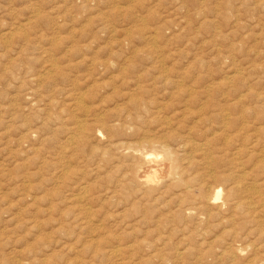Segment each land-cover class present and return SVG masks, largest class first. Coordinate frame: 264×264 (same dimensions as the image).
<instances>
[{
    "label": "rangeland",
    "instance_id": "obj_1",
    "mask_svg": "<svg viewBox=\"0 0 264 264\" xmlns=\"http://www.w3.org/2000/svg\"><path fill=\"white\" fill-rule=\"evenodd\" d=\"M263 143L264 0H0V264L264 261L262 220L184 192L264 196Z\"/></svg>",
    "mask_w": 264,
    "mask_h": 264
},
{
    "label": "bare ground",
    "instance_id": "obj_2",
    "mask_svg": "<svg viewBox=\"0 0 264 264\" xmlns=\"http://www.w3.org/2000/svg\"><path fill=\"white\" fill-rule=\"evenodd\" d=\"M97 121H99V119ZM87 127H88L87 123L86 122H82V120H81L80 123H76L75 124V127L72 128V129L74 131H76L77 133L79 132V133H81V135L85 136L87 134V130H88ZM72 136H74V135H72ZM71 138H73V137H71ZM159 139H161V138H159ZM159 139L158 140L157 139L154 140V139H145L144 138V140H141L140 142H138L139 144H137V145L147 146L149 148H156V149H158V150H160L162 152H165V154L171 156L172 155L171 149L166 146L167 144H164L165 142L164 143L162 142L164 139L162 141L159 140ZM69 144H70V141H69ZM262 147H264V146H262ZM137 150H139V148ZM199 150H202V149H199ZM121 152H122V149H121ZM140 152H141V150H140ZM204 157H205V154H204ZM207 159H208V156H207ZM144 160H145L144 163L148 164V167L142 166V163H141L140 166L138 165V168H135V167H133L131 165L129 166V170L131 172L135 171L134 172L135 173V177L140 182L147 181V178L149 177V175L147 174L149 172L148 171L149 168H155V170L156 169H158V170L161 169V171H164V172L167 173V172H170L169 169L173 167V165H170V163H172L173 161H175V160L171 159V161L172 160L173 161L172 162L168 161L170 163H167L166 159L165 160L163 159L164 161L161 160L159 162V161L155 160L150 155V153H144ZM140 162H141V160H140ZM164 168H165V170H164ZM158 170L156 172H158ZM172 170H173V168H172ZM130 171H129V173L131 175V172ZM127 174H128V172H127ZM174 174L180 176L181 173L175 172ZM174 174H172L171 176H173ZM171 176H170V178H171ZM121 177L122 176H120V178ZM124 177H125V175H124ZM131 177L132 176H130V178ZM210 177H211V175H210ZM213 177L214 178L212 180H213V183L214 184L213 185L206 186V188L203 187L204 186L203 183H194V184H191V185L189 184L188 186H186L185 183H183L185 185V191H184L185 194H188V195L193 194L192 192L195 189H197V191H198V196L197 197H194L195 206L193 207V209L195 211H197L199 214L206 215L209 219L211 217H213V216H216V217L219 218V216H220L221 213H223V214L224 213H228V214H225L226 216L230 217L228 221L232 222L233 223V226L235 225L236 228L238 227L237 225H238L239 222H240V224H239V226H240L242 223H244L247 220L252 221V222H257L259 220H262V222L264 223V196H236V192L238 191V190H236V187L238 185L237 186H233L232 188L230 187V189H228L227 191H225L226 192V195H235V196H226V195L225 196H221V194L223 193L222 192V189H221L222 188L221 183L222 182L224 183V181H226V179H228V178H227L226 175H221V174H218V175L217 174H213ZM175 178H176V176H175ZM133 179H135V178L133 177ZM182 181L183 180H181V181L180 180H178V181L176 180V182H182ZM174 182H175V179H174ZM234 183H238V182L237 181H234ZM138 186H139V184H138ZM145 194H146V192H145ZM180 196H182V195H180ZM188 209H190L189 211H192L191 208L188 207V208H186V212H187ZM178 218H180V216ZM198 219H200V218H198ZM244 251H245V248H243V247H239L237 245L228 244L227 247H226V250L223 252L222 255H224L227 258H229L231 256L232 257H235V256L237 257L238 255H240ZM237 262H238V260H237ZM247 262H248V260H247ZM248 264H264V261H263V258H258L257 259L254 256V259H252L251 261H249Z\"/></svg>",
    "mask_w": 264,
    "mask_h": 264
}]
</instances>
